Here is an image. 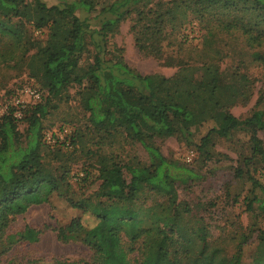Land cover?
Segmentation results:
<instances>
[{
  "label": "rangeland",
  "instance_id": "obj_1",
  "mask_svg": "<svg viewBox=\"0 0 264 264\" xmlns=\"http://www.w3.org/2000/svg\"><path fill=\"white\" fill-rule=\"evenodd\" d=\"M43 1L47 5L56 2ZM145 1L165 15V27L161 31L164 34H147L142 41L136 42L130 29L132 22L127 19L108 36L107 46L113 50V57L122 56L135 71L172 79V90L184 92V103L188 102L187 92L193 88L195 92L191 97L195 99L191 101L193 106L190 105L193 115L188 123L192 135L155 138L154 143L166 158L186 164L199 177L187 183L176 182L175 191L169 195L155 191L142 195L139 204L145 212L141 216L149 231L142 245L139 241L129 250L130 244L125 237L120 245L107 231L110 225L116 224L112 209L114 200L98 195L102 182L99 156L108 159L109 168L103 177L109 184L121 179L112 165L137 160L148 162V155L140 143L127 139L122 131L111 129L109 133H103L90 127L77 89L71 87L68 97L55 100L56 107L43 119L46 133L54 130L56 133L52 137L66 147L62 153L47 151L43 160L51 167L66 162L70 169V187L65 190V195L55 193L49 203L32 205L14 217L7 234L28 225L40 231L39 239L10 246L5 241L0 242V264H55L56 260H67L69 264L90 262L94 254L87 244L57 238L56 228L71 219H79L83 230L96 236L113 264H139L143 257L145 264H165L163 251L169 259H178L183 264H207L197 255L201 245L206 254L213 255L214 264L228 262L239 247L242 249L241 264H264V203H260L264 192L254 179L255 170L264 167L262 158L260 155L249 158L248 134L240 131L233 132L228 138L212 133L204 152L197 147L201 137L220 120V115L217 116L219 119L215 117L219 107H215L214 102L209 103L208 93L200 91L198 82L201 80L219 78L230 88L233 86L237 100L244 95L248 98L245 103L238 104L242 112L259 111L264 119V39L257 45L248 41L240 29L227 25L240 15L243 17L239 23L253 22L258 10L243 12L234 8L204 7L194 4L193 0ZM19 6L36 12L33 18L28 16L29 19L21 20L22 29L34 44L40 45L46 39L62 40L69 26L68 18L42 12L32 0ZM157 10L145 18L147 24L158 23L162 18L158 17ZM50 18L55 21L51 22ZM38 23L42 25L37 27ZM53 29L56 37L50 35ZM9 32H0V95L13 87L15 81L27 77L31 81L35 79L37 87H43L41 61L35 54L37 45L19 44L15 41L16 36ZM91 61V53L84 54L80 65L87 67ZM9 100L12 99L0 98V104L6 105ZM219 100L225 104L221 94ZM222 110L221 113L226 109ZM62 124L64 128L58 130ZM65 128L66 134L69 133L67 136ZM72 130L75 132L73 142L70 141ZM257 136L264 151V127L257 130ZM187 156H190L189 160ZM121 171L122 178L128 180L125 168ZM71 202H80L82 207L73 206ZM164 221L171 226L164 225ZM203 235L205 241L200 238ZM182 249L188 250L189 254H183Z\"/></svg>",
  "mask_w": 264,
  "mask_h": 264
},
{
  "label": "trees",
  "instance_id": "obj_2",
  "mask_svg": "<svg viewBox=\"0 0 264 264\" xmlns=\"http://www.w3.org/2000/svg\"><path fill=\"white\" fill-rule=\"evenodd\" d=\"M25 1L0 0V32L11 31L19 44L27 42L37 45L35 54L41 61L43 87H37L35 79L32 77L34 80L31 81L30 77H27L15 81L13 87H8L0 95V98L12 99L6 102L7 112L0 116V242L5 241L10 246L23 241H38L40 231L28 225L11 234H7L6 230L16 215L24 213L32 205L49 203L55 193L59 196L65 195V190L70 187L68 179L70 169L67 163L63 162L51 167L43 160L44 154H48L47 151L56 150L55 154H57L63 152V147L66 148L61 144L63 142L47 140L43 119L50 109L56 107L55 100L67 98L69 89L76 87V93L80 96L81 107L87 113L90 127L103 133H109L111 129L122 131L127 139L140 143L148 155V162L137 160V162L112 165L120 173L121 179L109 184L103 177V173L109 168L108 159L99 156L102 160L99 166L102 182L98 195L111 197L114 200L112 209L116 224L110 225L107 231L119 244L125 237L131 250L134 243L140 241L142 245L149 231V228L144 226L141 216L145 212L143 206L139 204L141 196L147 191L169 195L175 191L176 182L187 183L199 177V174L186 164L166 158L154 143L155 138L174 135L187 138L192 135L188 123L193 115L191 112L193 110L191 101L195 99L191 97L195 92L193 88L187 92L188 102L184 103L185 94L177 89L172 90V79L135 71L124 62L122 56L113 57V50L107 46L108 36L127 19L132 22L130 29L134 33L136 42L142 41V37L147 34L163 35L161 31L165 27L163 26V21H166L165 15L156 9L158 17L162 18L158 23L147 24L145 18L157 12L155 7L149 6V1L145 0L101 2L56 0L51 5H47L43 0H32L40 11L69 19V26L62 40L46 39L39 45L34 44L33 40L27 37L26 30L22 29L21 20L33 18L36 13L28 7L20 8L19 4L25 5ZM193 3L204 7L234 8L243 12L258 10L255 14L256 20L253 22L239 23V19L243 17L240 15L227 25L240 29L247 35L248 41L257 45L264 39V0H193ZM50 21L54 22L55 19L50 18ZM41 25L36 24L37 27ZM48 28L50 32L52 27ZM50 35L56 37L57 33L53 29ZM139 48L143 49L142 46ZM89 53L92 61L87 67H82L80 60L84 54ZM25 86L36 89L39 96L28 97V100L24 101L25 105L21 107L14 104V98L23 94L22 90ZM198 86L202 94L208 93L209 103L214 102L215 107H219L220 110L215 114L216 118L220 115L219 124L211 126L201 137L197 144L198 149L204 152L212 133L228 138L233 132L240 131L248 134L249 158L260 155L264 162L262 141L257 136V130L264 127L261 113L253 111L251 114L245 113L244 116L236 117L229 110L239 102L245 103L248 98L244 95L240 101L237 100L235 88L233 86L230 88L219 78L201 80ZM240 86L237 88L239 89ZM220 94L221 98H225V104L220 102ZM223 108L226 110L221 113ZM203 109L204 107L202 111ZM212 109H215L214 106ZM117 119L121 120L115 122ZM22 124L23 128H21ZM63 128L64 124L58 126V130ZM73 131L71 136L69 135L72 142L75 135ZM122 168L128 172V180L122 178ZM262 170L264 167L255 170L254 179L264 192V184L259 177V172ZM114 186L115 188H112ZM71 203L73 206L82 207L80 202ZM260 203H264V195ZM163 223L171 226L168 222ZM56 231L57 238L61 241L78 240L90 247L94 256L91 263L83 264H113L105 246L95 235L83 230L79 219H71L67 224L58 226ZM200 238L205 241L204 235ZM201 248L197 255L207 264H214L213 255L206 254L204 245H201ZM182 251L183 254H189L188 250L182 249ZM241 252L242 249L239 247L225 264H241ZM162 254L164 258L166 257L165 264H183L178 259L171 257L169 259L164 251ZM143 258L139 264L146 263ZM55 264L69 263L67 260H56ZM218 264L222 263L219 261Z\"/></svg>",
  "mask_w": 264,
  "mask_h": 264
},
{
  "label": "built area",
  "instance_id": "obj_3",
  "mask_svg": "<svg viewBox=\"0 0 264 264\" xmlns=\"http://www.w3.org/2000/svg\"><path fill=\"white\" fill-rule=\"evenodd\" d=\"M22 95L19 96V97H16L14 98V104H18L20 105L21 107L25 105V102L24 101H27L28 100V97L30 98H38L39 96V93L36 91V89H34L33 87L31 86H25L22 90ZM26 98V99H25ZM2 107H0V116L3 114V113H6L7 111V106L6 105H2L0 104ZM54 130H52V132H49V133H46V138L48 141L50 142H55V139L52 137V133H53ZM64 134H66L67 132V129L65 128L64 129ZM56 133V132H54ZM60 137L62 138V135L59 134ZM187 159L189 160L190 159V156H187ZM259 177H260V181L262 182V184H264V170H262L261 172H259Z\"/></svg>",
  "mask_w": 264,
  "mask_h": 264
},
{
  "label": "crops",
  "instance_id": "obj_4",
  "mask_svg": "<svg viewBox=\"0 0 264 264\" xmlns=\"http://www.w3.org/2000/svg\"><path fill=\"white\" fill-rule=\"evenodd\" d=\"M229 110L236 117L245 115V113L242 112V107L240 105H234L231 108H229Z\"/></svg>",
  "mask_w": 264,
  "mask_h": 264
}]
</instances>
